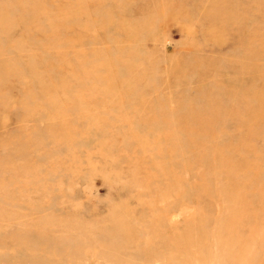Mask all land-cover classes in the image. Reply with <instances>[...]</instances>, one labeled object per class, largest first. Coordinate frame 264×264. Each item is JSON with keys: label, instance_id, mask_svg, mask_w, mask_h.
<instances>
[{"label": "rangeland", "instance_id": "374dc122", "mask_svg": "<svg viewBox=\"0 0 264 264\" xmlns=\"http://www.w3.org/2000/svg\"><path fill=\"white\" fill-rule=\"evenodd\" d=\"M0 264H264V0H0Z\"/></svg>", "mask_w": 264, "mask_h": 264}]
</instances>
